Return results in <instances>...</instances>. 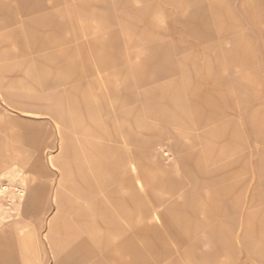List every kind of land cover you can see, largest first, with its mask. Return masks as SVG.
Returning <instances> with one entry per match:
<instances>
[{
	"label": "rangeland",
	"instance_id": "374dc122",
	"mask_svg": "<svg viewBox=\"0 0 264 264\" xmlns=\"http://www.w3.org/2000/svg\"><path fill=\"white\" fill-rule=\"evenodd\" d=\"M3 3L20 19L4 33L20 47L47 39L52 76L77 63L108 114L32 84L0 97V181L24 191L0 214V264H264V0ZM67 118L129 122L128 233L93 229L124 240L119 256L101 260L70 225Z\"/></svg>",
	"mask_w": 264,
	"mask_h": 264
},
{
	"label": "crops",
	"instance_id": "0c3cea01",
	"mask_svg": "<svg viewBox=\"0 0 264 264\" xmlns=\"http://www.w3.org/2000/svg\"><path fill=\"white\" fill-rule=\"evenodd\" d=\"M6 9L7 6L3 0H0V97L3 98L12 92L30 89L28 86L32 84V89L39 92L52 91L57 94L73 95L74 98L82 97L84 109L89 114H108L104 113L101 110V105L93 102L84 92L85 73L78 68L77 63L68 62L64 64L65 62H63L62 65H65V70L54 77L52 76L50 70V62L52 61L49 53H47L50 49V43L47 39L31 46L20 47L17 41L4 33L8 26L20 21L19 18L6 17ZM45 18L47 15L43 19ZM87 76L91 77L93 81L95 80L94 71H89ZM71 105L77 108L76 104L72 103ZM64 124H66L69 132L75 136L74 141L77 144V148H73V161L69 163L70 169H73L79 181L75 191L74 203L79 200V193L90 190L96 193L97 207L95 214L90 217L92 223L88 230L76 226L73 210H71L70 225L74 229H78L77 233L80 232L84 237L85 246L94 248L101 260L103 257L108 259L114 255L119 256L126 251L122 247L124 240L116 242L118 238L108 237L107 234L96 230L94 232L93 229L97 227L106 228L114 224V228L110 227L111 230L108 233H128L127 224L124 226L128 216L120 213L123 210L120 202L127 201L130 189L128 182L132 163L131 151L128 147L133 144V135L129 122L124 118H67ZM119 146H122L123 152H121L122 150L119 151ZM119 152L120 154H117ZM7 164L8 162H4L0 165V172L5 169ZM97 167L106 169V172L109 169L110 176L112 173L113 178H109L108 181L101 179L97 186L92 176L93 170ZM30 171L28 170V172ZM85 173L90 175L87 184L83 180ZM25 179L29 183L31 192L26 205L30 206L33 204V191L35 189L34 184L37 182V175L30 173V177L25 176Z\"/></svg>",
	"mask_w": 264,
	"mask_h": 264
},
{
	"label": "bare ground",
	"instance_id": "6f19581e",
	"mask_svg": "<svg viewBox=\"0 0 264 264\" xmlns=\"http://www.w3.org/2000/svg\"><path fill=\"white\" fill-rule=\"evenodd\" d=\"M92 176L97 186L100 184L101 179L102 181H108V179L111 178L109 169L108 172H106V169L102 167H97V169L93 170ZM89 179L90 175L85 173L83 180L86 184L89 183ZM95 195V191L90 190L85 191L83 193H79V200L74 203L71 209L74 211L75 214L73 217L74 222L76 226L80 229L88 230L91 227L92 219L90 217L95 214L97 208Z\"/></svg>",
	"mask_w": 264,
	"mask_h": 264
},
{
	"label": "built area",
	"instance_id": "2783aa9c",
	"mask_svg": "<svg viewBox=\"0 0 264 264\" xmlns=\"http://www.w3.org/2000/svg\"><path fill=\"white\" fill-rule=\"evenodd\" d=\"M24 191L16 182L0 181V214L11 212L22 200Z\"/></svg>",
	"mask_w": 264,
	"mask_h": 264
}]
</instances>
